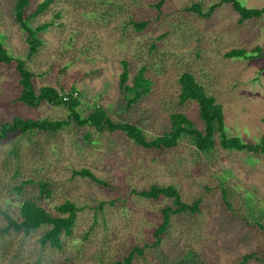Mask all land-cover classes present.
<instances>
[{
    "label": "rangeland",
    "instance_id": "1",
    "mask_svg": "<svg viewBox=\"0 0 264 264\" xmlns=\"http://www.w3.org/2000/svg\"><path fill=\"white\" fill-rule=\"evenodd\" d=\"M41 1L30 0L26 13ZM238 1L249 7L264 5V0ZM15 2L0 0V42L34 73L36 87L75 90L80 116L101 106L114 122L136 124L151 139L168 129V114L178 109L201 128L197 103L177 102V77L189 70L222 105L229 136L258 141L264 133V57L224 56L232 47L256 45L264 54V14L240 23L231 3L221 0H52L29 20L33 28L50 21L37 29L41 44L32 53L13 17ZM217 2L208 18L189 8L199 3L204 11ZM132 20L149 23L138 30ZM123 58L130 66L126 83L143 63L153 80L150 92L133 107L125 104L118 83ZM19 91L14 62L0 65V121L19 114L66 123L55 132H16L0 140V226L5 223L1 211L18 217L22 198L38 199L40 179L49 180L51 196L38 200L51 212L56 214L54 205L67 199L79 210L72 235L63 236L62 249L40 246L42 229L0 235V264L36 259L44 264H103L120 259L127 246L150 242L160 208L174 205L169 197L152 199L132 192L151 184L175 185L182 201L198 200L199 211L172 213L157 248L146 247L131 264H231L245 252L264 251V228L259 226H264V152L221 148L218 132L207 153L197 150L189 135L170 149L146 148L122 130L78 124L64 105L17 102L13 98ZM80 168L90 169L108 185L72 174ZM30 178L34 182L16 192L15 186ZM100 202L102 215L95 208ZM186 255L194 262L183 261ZM246 264L264 261L250 259Z\"/></svg>",
    "mask_w": 264,
    "mask_h": 264
},
{
    "label": "trees",
    "instance_id": "2",
    "mask_svg": "<svg viewBox=\"0 0 264 264\" xmlns=\"http://www.w3.org/2000/svg\"><path fill=\"white\" fill-rule=\"evenodd\" d=\"M52 0H42L39 2L32 12L26 13V9L30 5V0H16L14 5L13 17L19 24L20 28L26 33L25 39L28 48L32 53L38 50L41 40L36 36L37 29L46 28L50 25V21L42 22L36 28L29 24V20L34 16L40 14L45 10ZM222 2H230L232 8L238 14V21L240 23L249 19H256L264 14V5L260 7H249L242 5L238 0H221ZM160 2L157 6H159ZM219 2L212 3L203 11L199 3H193L189 8L198 12L204 18L210 17ZM134 27L138 30L145 28L148 25L147 20L131 21ZM162 37V34L159 35ZM151 47L155 48L156 45L151 43ZM227 58H256L264 57L261 46H254L250 49L245 47H232L224 52ZM14 62L15 70L18 76L20 86L19 93L13 98L17 102H22L27 106H36L41 102H48L52 104H61L68 108L69 117L74 119L78 124H87L95 129L101 130L108 126L111 130H122L128 137L135 140V143L146 148L153 149H170L177 145L178 140L182 136L189 135L197 150L207 153L212 150L216 144L214 135L218 132L220 139L218 146L225 149H236L247 152H264V133L260 140H248L241 136H229L227 134V127L224 123V114L222 105L216 98L209 93L208 89L202 84L195 74L189 70H184L179 73L177 77L178 99L179 105L186 103V101L194 100L198 106L199 118L202 121V127L196 126V123L185 112L181 110H172L168 114L169 126L162 134L154 137L147 138L141 127L127 121L114 122L107 114V110L101 106L94 107L85 116H80L77 107L80 99L75 90L67 93L58 90L57 88L49 85H42L36 87L33 83L34 73L29 70L25 62L21 58H13L10 56L0 42V65L10 64ZM122 72L119 76V87L123 94V99L127 106L133 107L140 102L142 97L146 96L151 89L153 83L152 77L147 74V65L145 63L135 67V73L132 76V82L126 83L130 74V66L126 59H121ZM264 122V118H263ZM66 120H51L48 118L38 119L32 116H22L13 114L10 118L0 121V140L6 137L7 134L16 132L29 133L47 130L55 132ZM72 174L88 177L98 184L107 186L108 183L98 178L90 169L80 168L72 170ZM34 182L33 179H25L20 184L16 185V192L19 194L24 185ZM39 200L49 199L51 196V188L49 180L40 179L37 181ZM132 192L145 198L157 199L159 197H169L172 199L174 205H165L160 208V221L154 229H152V240L144 242L143 244L129 245L123 250L120 259L107 261L103 264H131L137 255H143L145 248L151 246L157 248L161 243V239L167 233L171 223V214L180 211H189L191 213L199 211L198 200L192 203H187L181 200L180 193L175 185H158L151 184L148 188L141 190L132 189ZM224 202L230 207L229 201L223 195ZM38 199L31 197H24L18 203V217L1 211L4 216L5 223L0 226V235H5L13 232H22L29 234L32 231L42 229L38 237L40 246H51L56 249H62L63 236H71L73 227L76 224L78 205L74 200H65L54 205L57 213L51 212L45 203L40 202ZM113 202V201H112ZM97 213L103 214L102 202L95 207ZM97 214V215H98ZM260 227L264 228L261 224ZM250 259H257L264 261V251L262 253L251 251L242 254L238 260L231 264H246ZM184 260L193 261L194 257L186 255ZM22 264H44L41 259L33 261H26ZM212 264V263H204Z\"/></svg>",
    "mask_w": 264,
    "mask_h": 264
}]
</instances>
